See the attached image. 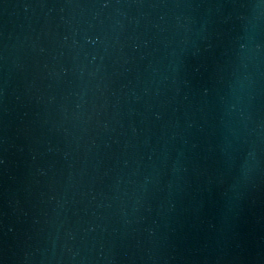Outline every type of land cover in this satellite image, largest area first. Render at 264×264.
Here are the masks:
<instances>
[{"label": "water", "instance_id": "water-1", "mask_svg": "<svg viewBox=\"0 0 264 264\" xmlns=\"http://www.w3.org/2000/svg\"><path fill=\"white\" fill-rule=\"evenodd\" d=\"M0 264H264V0H0Z\"/></svg>", "mask_w": 264, "mask_h": 264}]
</instances>
